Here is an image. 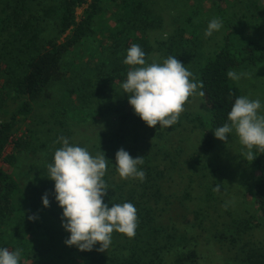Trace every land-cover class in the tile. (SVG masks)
<instances>
[{
    "label": "trees",
    "instance_id": "trees-1",
    "mask_svg": "<svg viewBox=\"0 0 264 264\" xmlns=\"http://www.w3.org/2000/svg\"><path fill=\"white\" fill-rule=\"evenodd\" d=\"M154 1L0 0V162L10 169L0 168V248L22 249L20 264H196L199 260L200 251L188 227L170 215L174 203L183 207L191 200L187 187L181 190L176 182L167 186L172 181L170 170L177 167L174 158L182 150L179 145L172 152L163 144L175 124L165 130L151 129L135 114L128 103L130 94L122 89L133 66L123 60L131 45L138 44L146 61L152 52L164 59L175 56L194 73L196 82H203L198 92H204L200 97L206 119H197L205 123L199 148L206 155L216 147L214 130L230 123L228 113L243 95L227 72L263 68L264 45L241 37V25L226 18L218 6L228 31L218 50L195 67L202 50L201 23L192 13L154 47L149 34L163 28L158 14L163 0ZM220 1L211 0L215 5ZM83 4L86 8L77 18L76 10ZM263 16L264 4L260 3L252 18ZM89 41L96 46H86ZM84 54H88L86 61ZM19 124L24 125L23 133L13 138ZM101 124L103 129L94 136L78 129ZM61 136L93 155L103 151L109 160L104 202L109 207L131 202L137 209L135 237L113 232L114 247L109 254L97 251L98 243L92 251L65 244L70 233L62 227L63 210L55 200V182L48 179L47 170L55 150L62 146L57 142ZM9 144L12 151L5 154ZM121 148L133 158L144 157L143 165H138L146 173L143 182L119 176L115 154ZM249 163V169L257 173L252 199L258 215L231 219L226 233L215 231L213 238L219 244L229 243V249L249 232L264 230V153L257 152ZM45 193L49 207L42 202ZM204 195L213 199L209 189ZM200 209L191 211L196 221ZM32 216L35 219L30 220ZM240 256L244 264H264L262 247L249 248Z\"/></svg>",
    "mask_w": 264,
    "mask_h": 264
},
{
    "label": "rangeland",
    "instance_id": "rangeland-1",
    "mask_svg": "<svg viewBox=\"0 0 264 264\" xmlns=\"http://www.w3.org/2000/svg\"><path fill=\"white\" fill-rule=\"evenodd\" d=\"M85 1L88 2L89 0ZM260 3L263 5L264 1L221 0L215 5L212 4L211 0H163V3H159L158 13L163 19V28L149 34V44L156 47L154 44L157 41L167 40L172 31L176 27H180L181 20L194 13L197 17L195 20L201 23L198 32L201 37L200 47H202L201 53L196 59V67L203 58L210 57L218 50L224 34L228 31L224 26L225 21L220 18L217 11V7L220 6L224 10L226 18L230 19L236 26L241 25L239 27L241 37L257 39L264 45V16L260 17L259 20L252 18L253 13L260 9ZM85 8L86 4H83L76 10L77 18L83 14ZM213 18L219 19L222 22V27L219 31L206 37L204 33L208 23ZM198 22L195 23L194 28ZM86 46L94 48L93 46L96 45L89 41ZM87 58L88 54H84L83 61H86ZM163 60L164 58L160 53L152 52L146 62L149 64L152 62L162 63ZM234 72L247 74L241 76L239 81H233L241 89L243 95L252 100L259 99L261 101L262 109L260 111L261 114H264V67L259 66L248 71L245 70V72L241 70ZM198 93L197 89V94L189 97L184 106L185 110L180 114L178 124L175 123L171 137L163 139L167 142L163 144H166L172 152L179 145L182 149H180V155L174 158L177 167L175 170H170L169 174L172 181L167 183V186L171 188L176 182L181 190L187 187L185 190L190 192L191 199L185 201L183 207L174 203L170 207L172 211L170 215L180 226L188 227L187 232L192 237L193 244H196L200 251L199 260L196 264H244L241 259L244 256H240L242 251H247L249 248H264L263 229H255L244 238L242 236L237 245L231 249H229V243L219 244L213 238V234L215 231L226 233L229 228L226 230L225 226H230L231 219L244 220L253 215H258L252 199V184L257 173L249 169L250 163L242 155L246 149L239 143L235 132L229 134L226 143L216 138L215 149L206 155L202 153L199 148V140L205 130V123L200 124L198 119H206V107ZM149 128L152 129V127ZM78 129H81L86 135L92 134L94 136V133L97 134L103 129V125ZM154 129L161 130L159 124ZM23 130L24 125L19 124L13 138L21 136ZM11 151L12 144H9L5 149V154L11 153ZM253 151L256 152L255 149ZM169 162L170 159L167 164ZM191 167H194L196 171L192 172ZM0 168L10 171L2 162H0ZM197 172L198 177L196 176ZM190 181H192L191 186H188ZM20 182L22 185H26V181L21 180ZM216 184H220L219 192L213 190ZM208 189L213 193V199L205 197L204 194ZM180 193L178 191V195ZM226 203L227 208L225 209L223 206ZM198 207H201L199 210L200 221H196L191 213ZM177 216L179 217L176 218ZM98 245L100 247L99 243ZM113 247L112 242L110 247L102 253L109 254Z\"/></svg>",
    "mask_w": 264,
    "mask_h": 264
},
{
    "label": "clouds",
    "instance_id": "clouds-1",
    "mask_svg": "<svg viewBox=\"0 0 264 264\" xmlns=\"http://www.w3.org/2000/svg\"><path fill=\"white\" fill-rule=\"evenodd\" d=\"M221 27L222 22L213 18L204 35L211 36ZM123 63L133 67L127 72L122 89L130 94L128 103L148 127L159 124L162 130L177 123L189 97L204 87L203 82H196L194 74L175 56L169 55L162 63H147L146 54L138 44H132L127 50ZM245 75L232 70L227 72L234 81ZM198 94L204 96L203 91ZM261 109L259 99L239 96L228 113L230 123L216 128L215 138L226 143L229 134L235 132L239 143L246 149L242 155L247 161L255 160L257 152L264 153V114ZM57 142H62V146L55 150L53 163L47 165V170L48 179L55 182V200L63 210L62 227L70 233L65 244L76 246L80 251H92L99 243L97 251L104 252L112 243L113 232L134 238L138 227L135 206L125 202L109 207L104 202L109 189L104 180L109 161L105 153L101 151L93 155L85 147L70 144L63 136ZM115 160L122 179L135 178L141 182L146 179L145 171L138 169V165H143L144 157L133 158L121 148L116 152ZM213 190L219 192L220 184H216ZM42 202L44 207L50 206L47 193ZM223 207L226 209L227 203ZM22 251L0 248V264H20Z\"/></svg>",
    "mask_w": 264,
    "mask_h": 264
}]
</instances>
